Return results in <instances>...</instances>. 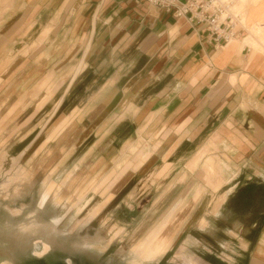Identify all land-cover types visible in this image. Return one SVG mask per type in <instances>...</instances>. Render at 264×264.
Returning a JSON list of instances; mask_svg holds the SVG:
<instances>
[{
	"label": "crops",
	"instance_id": "1",
	"mask_svg": "<svg viewBox=\"0 0 264 264\" xmlns=\"http://www.w3.org/2000/svg\"><path fill=\"white\" fill-rule=\"evenodd\" d=\"M247 21L264 23V4ZM205 28L146 0H0V40L29 38L0 82L57 96L52 139L90 130L98 147L150 148L140 156L158 164L152 179H171L167 193L219 196L207 204L219 216L203 219L219 221V254L264 264V48L245 28L215 47Z\"/></svg>",
	"mask_w": 264,
	"mask_h": 264
},
{
	"label": "rangeland",
	"instance_id": "2",
	"mask_svg": "<svg viewBox=\"0 0 264 264\" xmlns=\"http://www.w3.org/2000/svg\"><path fill=\"white\" fill-rule=\"evenodd\" d=\"M222 1L241 15L252 37L246 45L263 51L264 29L255 35L247 15L264 0ZM28 39L0 40V77L26 57ZM16 86L0 82V264H235L210 241L218 239L219 221L210 228L203 221L219 216L207 210L219 196H188L187 188L167 193L171 179H152L158 164L140 156L148 147L124 150L107 141L98 147L90 130L69 129L52 139L65 113L51 116L57 96L13 94ZM107 153L111 160L102 161Z\"/></svg>",
	"mask_w": 264,
	"mask_h": 264
},
{
	"label": "built area",
	"instance_id": "3",
	"mask_svg": "<svg viewBox=\"0 0 264 264\" xmlns=\"http://www.w3.org/2000/svg\"><path fill=\"white\" fill-rule=\"evenodd\" d=\"M174 18H185L205 24L206 32L215 47L227 45L239 37L242 30L239 20L230 12L228 4L219 3V0H146Z\"/></svg>",
	"mask_w": 264,
	"mask_h": 264
},
{
	"label": "bare ground",
	"instance_id": "4",
	"mask_svg": "<svg viewBox=\"0 0 264 264\" xmlns=\"http://www.w3.org/2000/svg\"><path fill=\"white\" fill-rule=\"evenodd\" d=\"M219 3H225V2H223L222 0H219ZM226 4V3H225ZM230 12L232 13L231 15L235 18V19H238L239 20V23H240V26H241V19H242V17H241V15H239V14H237L235 11H231L230 10ZM241 28H242V26H241ZM263 27H262V25L261 24H255L254 25V27H253V33L256 35V34H260L262 31H263ZM232 42V41H231ZM45 197L46 196H43L42 198H41V201H40V206H42L44 203H45ZM223 202V199L221 200V202H220V204ZM99 210H101V207H100V209ZM162 252V250L160 251V253ZM159 253V254H160Z\"/></svg>",
	"mask_w": 264,
	"mask_h": 264
},
{
	"label": "flooded vegetation",
	"instance_id": "5",
	"mask_svg": "<svg viewBox=\"0 0 264 264\" xmlns=\"http://www.w3.org/2000/svg\"><path fill=\"white\" fill-rule=\"evenodd\" d=\"M50 245V244H49ZM51 252V254L54 256V254H55V252H54V250H52V251H50ZM69 256V257H68ZM66 255V256H64L63 257V259L66 257V261L68 262V263H70L71 262V260H73L71 257H72V255L70 256V255Z\"/></svg>",
	"mask_w": 264,
	"mask_h": 264
}]
</instances>
